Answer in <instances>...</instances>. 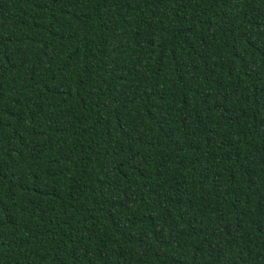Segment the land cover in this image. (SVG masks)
Segmentation results:
<instances>
[{"label":"trees","instance_id":"trees-1","mask_svg":"<svg viewBox=\"0 0 264 264\" xmlns=\"http://www.w3.org/2000/svg\"><path fill=\"white\" fill-rule=\"evenodd\" d=\"M0 264H264V0H0Z\"/></svg>","mask_w":264,"mask_h":264}]
</instances>
